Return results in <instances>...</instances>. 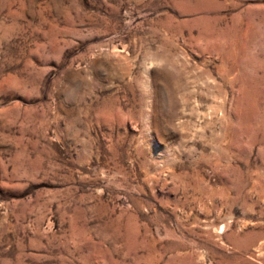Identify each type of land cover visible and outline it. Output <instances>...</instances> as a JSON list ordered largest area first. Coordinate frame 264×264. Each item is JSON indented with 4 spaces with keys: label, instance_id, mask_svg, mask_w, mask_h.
Here are the masks:
<instances>
[{
    "label": "rangeland",
    "instance_id": "obj_1",
    "mask_svg": "<svg viewBox=\"0 0 264 264\" xmlns=\"http://www.w3.org/2000/svg\"><path fill=\"white\" fill-rule=\"evenodd\" d=\"M0 264H264V0H0Z\"/></svg>",
    "mask_w": 264,
    "mask_h": 264
}]
</instances>
